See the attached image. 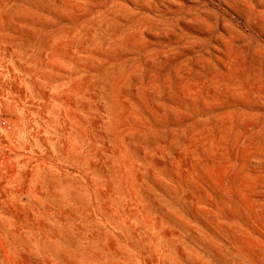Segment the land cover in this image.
I'll return each mask as SVG.
<instances>
[{"label":"rangeland","instance_id":"1","mask_svg":"<svg viewBox=\"0 0 264 264\" xmlns=\"http://www.w3.org/2000/svg\"><path fill=\"white\" fill-rule=\"evenodd\" d=\"M0 264H264V0H0Z\"/></svg>","mask_w":264,"mask_h":264},{"label":"built area","instance_id":"2","mask_svg":"<svg viewBox=\"0 0 264 264\" xmlns=\"http://www.w3.org/2000/svg\"><path fill=\"white\" fill-rule=\"evenodd\" d=\"M2 123L4 124V121H2Z\"/></svg>","mask_w":264,"mask_h":264}]
</instances>
